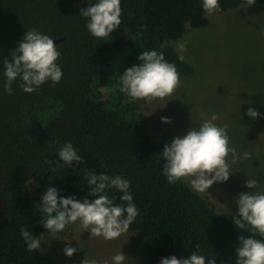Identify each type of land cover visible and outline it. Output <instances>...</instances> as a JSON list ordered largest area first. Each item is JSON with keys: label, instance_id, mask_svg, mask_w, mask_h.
<instances>
[{"label": "trees", "instance_id": "obj_1", "mask_svg": "<svg viewBox=\"0 0 264 264\" xmlns=\"http://www.w3.org/2000/svg\"><path fill=\"white\" fill-rule=\"evenodd\" d=\"M95 2L0 0V264H55L38 249L27 251L20 228L35 237L48 231L40 224V207L49 187L57 188L58 196L95 199L88 195L89 169L130 181L139 214L128 230L141 238L144 264L172 255L187 258L197 247L206 264L214 257L216 264H235L238 237L252 235L235 225L238 210L217 211L182 180L167 181L160 154L166 143L145 131L144 116L136 112L143 100L126 99L121 72H115L114 61H104L106 53L118 54L137 39L142 52L163 53L179 75H188L189 65L171 44L185 24H206L202 0H121L120 28L104 39L93 37L85 27L87 18L80 15ZM242 3L246 0H219L220 9ZM33 28L61 38L55 45L62 78L32 93L24 92L17 80L9 95L3 88V60L11 59L23 34ZM66 142L83 159L58 169V149ZM28 183L30 192L24 188ZM107 194L114 204L126 206L118 190Z\"/></svg>", "mask_w": 264, "mask_h": 264}, {"label": "clouds", "instance_id": "obj_2", "mask_svg": "<svg viewBox=\"0 0 264 264\" xmlns=\"http://www.w3.org/2000/svg\"><path fill=\"white\" fill-rule=\"evenodd\" d=\"M256 0H246V9L254 5ZM203 11L209 15L220 9L219 0H202ZM121 0H96L88 3L80 10V15L87 18L85 27L95 38L104 39L121 25ZM61 53L57 50L53 38L31 29L23 34L18 47L12 51L11 59L3 60L4 90L11 95L12 85L20 81L24 92L37 91L43 84L59 83L63 72L56 63ZM138 59L139 65L128 67L119 77L120 91L133 100L153 101L171 96L180 84L179 73L175 65L168 63L163 53L156 50L143 51ZM247 115L257 118L261 114L249 108ZM203 122L198 129L190 128L183 137H174L171 144H165L161 157L162 173L169 183L183 180L193 191L205 193L214 182H225L232 172L228 163L231 154L236 159V151L229 146V138L225 127H219L212 121ZM162 122L171 123L169 117H161ZM53 145L56 143L52 142ZM244 158H250L245 152ZM61 164L58 169L79 164L83 157L71 142L62 144L58 149ZM89 196L81 202L75 196H58V189L49 187L43 194L40 211L43 214L40 224L53 237L69 224L80 222L84 230H90L91 237H103L114 240L126 233L139 212L133 203L130 192V181L120 175L109 176L104 173L97 175L94 170L88 172ZM256 180L248 179L246 187L255 189ZM116 189L122 195L121 201L126 206L114 204L107 190ZM238 215L232 219L237 228L251 231L252 235L238 237L235 264H264V239H256L255 235L264 238V192H242L237 198ZM20 234L29 252L40 249L41 240L31 231L21 226ZM78 249L65 244L64 254L71 257ZM126 255L118 252L112 257V264H124ZM83 264H96V261H83ZM107 264V262H105ZM158 264H206V257L200 249L192 252L187 258L175 255L161 257ZM207 264H216V259L207 258Z\"/></svg>", "mask_w": 264, "mask_h": 264}, {"label": "rangeland", "instance_id": "obj_3", "mask_svg": "<svg viewBox=\"0 0 264 264\" xmlns=\"http://www.w3.org/2000/svg\"><path fill=\"white\" fill-rule=\"evenodd\" d=\"M245 6L219 9L211 15L203 12L206 24L200 27L185 24L171 46L191 72L179 75L180 84L171 96L143 100L136 109L144 116L145 131L166 144L218 117L212 122L226 128L229 146L236 151L235 160L231 154L228 157L232 172L227 181L214 182L207 192L195 191L217 211L238 210L237 198L242 192H264V3ZM122 38L130 39L127 34ZM135 41L137 44L130 43L118 54L111 50L104 55L106 63L114 61L116 73L123 74L128 67L142 63L138 59L141 45ZM124 97L133 100L126 94ZM250 107L261 115L255 119L248 116ZM161 117H169L171 123L162 122ZM245 152L250 158H244ZM248 179L257 181L255 189L246 187ZM24 188L27 192L32 189L29 183ZM36 238L41 240L42 253L55 264H83L85 259L112 264L118 252L126 255L124 264H144L141 238L129 230L117 239L105 240L91 237L90 230L77 221L55 237L47 231ZM65 244L78 250L68 257L63 251Z\"/></svg>", "mask_w": 264, "mask_h": 264}, {"label": "water", "instance_id": "obj_4", "mask_svg": "<svg viewBox=\"0 0 264 264\" xmlns=\"http://www.w3.org/2000/svg\"><path fill=\"white\" fill-rule=\"evenodd\" d=\"M54 44H57L59 41H61V38H53Z\"/></svg>", "mask_w": 264, "mask_h": 264}]
</instances>
